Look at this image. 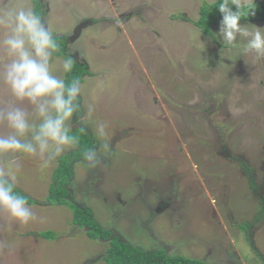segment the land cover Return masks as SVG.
I'll list each match as a JSON object with an SVG mask.
<instances>
[{"label":"rangeland","instance_id":"1","mask_svg":"<svg viewBox=\"0 0 264 264\" xmlns=\"http://www.w3.org/2000/svg\"><path fill=\"white\" fill-rule=\"evenodd\" d=\"M12 2L33 8L32 0ZM40 2L47 26L67 38V52L91 74L81 83V115L99 163L73 165L74 203L146 251L164 248L206 264H261L264 61L252 66L239 46L223 48L221 19L211 27L216 40L203 35L194 24L201 0ZM53 66L64 76L58 59ZM73 119L72 129L81 125ZM98 120L108 122L106 141L93 134ZM104 142L107 151L98 147ZM58 158L47 167L21 161L17 187L37 201L36 219L10 224L0 213V264H104L110 242L89 239L72 223L70 208L47 203ZM44 231L55 238L42 239Z\"/></svg>","mask_w":264,"mask_h":264},{"label":"clouds","instance_id":"2","mask_svg":"<svg viewBox=\"0 0 264 264\" xmlns=\"http://www.w3.org/2000/svg\"><path fill=\"white\" fill-rule=\"evenodd\" d=\"M201 3L207 10L217 7L221 14L218 38L223 48L239 46L240 57H250L252 66L264 61V27L239 23L255 14L254 0ZM61 51L58 38L32 7L0 0V213L7 214L10 224L26 225L36 219L27 197L17 191L21 161L33 158L47 167L88 133L81 115L80 80H66L53 66L55 58L63 74L72 71L73 56H54ZM229 111L236 114L238 109L230 104ZM94 112L95 107L88 105L89 119ZM74 117L81 120L76 132L70 124ZM108 128V122L98 120L93 134L106 141ZM98 147L107 151L110 145ZM82 159L89 166L98 164V148L84 149Z\"/></svg>","mask_w":264,"mask_h":264},{"label":"trees","instance_id":"3","mask_svg":"<svg viewBox=\"0 0 264 264\" xmlns=\"http://www.w3.org/2000/svg\"><path fill=\"white\" fill-rule=\"evenodd\" d=\"M32 3L34 11L43 17V5L40 0H32ZM254 4L255 8L253 11L255 14L249 15L247 18H241L239 21L240 23L264 22V0H256ZM221 18V14L217 7L213 6L207 10V8L202 5L199 8V17L194 24L203 35L214 39L215 36L211 32V27L215 21ZM56 37L58 38V43L61 45L62 51L54 54V56L60 58L66 55L72 56L71 53L67 52L69 51L67 38L63 36ZM214 40H216V38ZM90 75L84 63L74 60L72 71L64 74V78L66 80L78 78L82 83L83 78ZM80 126L79 123L78 127L72 129L73 132H76ZM93 143L94 140L92 136L87 133V135L81 136L80 144L75 147L73 151L58 158V164L52 173L53 181L48 188L47 203L70 208L73 214L72 223L79 228L86 229L88 238L92 240H109L110 243L106 250V254L102 256L104 264H206L198 259L185 258L183 256H169L166 254L164 248L146 251L126 241H122L119 237L114 236L110 230L103 229L100 226L94 219L91 209L74 203L70 192V185L73 178V165L83 160V150L88 147H93ZM243 167L246 171H250V168L246 165H243ZM251 186L254 187L253 182H251ZM17 191L27 197L30 206L37 204L35 199L26 195L18 187ZM241 228H246V224H243ZM38 234L45 240H53L55 238V234L52 231H44ZM261 264H264V260Z\"/></svg>","mask_w":264,"mask_h":264}]
</instances>
